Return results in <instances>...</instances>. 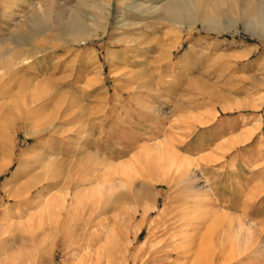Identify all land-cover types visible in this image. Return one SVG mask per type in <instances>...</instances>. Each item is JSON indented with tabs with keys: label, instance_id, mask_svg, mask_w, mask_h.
<instances>
[{
	"label": "rangeland",
	"instance_id": "1",
	"mask_svg": "<svg viewBox=\"0 0 264 264\" xmlns=\"http://www.w3.org/2000/svg\"><path fill=\"white\" fill-rule=\"evenodd\" d=\"M102 1L109 15L93 0H0V221L21 235L16 264H264V241L243 234L249 223L264 238V0H166L175 22L137 9L152 0ZM96 15H106L99 36L80 42ZM156 143L179 158L153 177L139 162L122 172ZM26 150L43 162L21 181L54 184L33 189L44 204L18 218L7 192ZM131 187L153 194L151 209ZM94 205L104 209L88 217Z\"/></svg>",
	"mask_w": 264,
	"mask_h": 264
},
{
	"label": "bare ground",
	"instance_id": "2",
	"mask_svg": "<svg viewBox=\"0 0 264 264\" xmlns=\"http://www.w3.org/2000/svg\"><path fill=\"white\" fill-rule=\"evenodd\" d=\"M94 1V4L97 6V7H101L103 10H104V13L106 14V15H109V13H110V6L105 2V1H102V0H93ZM153 1V3L151 4H145L146 2H144V3H141V4H139L138 6H137V9L141 12V13H150V14H154V13H158L159 11H161L162 9H163V11L165 12V14H166V19L168 20H174V22L176 21V18H177V13H178V9H179V7H178V5H176L175 3H173V2H166V0H165V2L166 3H164V4H160V0H152ZM162 1H164V0H162ZM264 2V1H263ZM162 3V2H161ZM127 8H130V7H132V2L131 1H129L127 4ZM38 6V5H37ZM259 11H261L262 12V14L260 15V16H263V20L262 21H260V23H258L257 24V27H256V29L258 30V32L259 33H261L260 35H262V34H264V4L262 5V6H260L259 7ZM106 15H104V17L106 16ZM159 15V14H158ZM260 16H259V18H260ZM12 17V19L13 20H16V18H15V16H11ZM34 17V16H33ZM103 17V18H104ZM102 18V19H103ZM108 18V17H107ZM123 18V17H122ZM160 18H162V16L160 17ZM18 19V18H17ZM102 19H100V17L98 16V15H96V16H92L91 17V20H92V22H93V26L91 27L94 31H92V32H94V33H90V34H87L88 36L87 37H82L81 39H80V42H85V41H87V40H89L91 37H94V36H99V29H100V26H101V24H102ZM163 19V18H162ZM122 21H123V25L124 26H126V25H130V22H126V18H123V19H121ZM120 20V21H121ZM107 21V20H106ZM171 21V22H172ZM82 23V22H81ZM80 23V21H78L77 19L76 20H73V21H71V30L73 31V33H75V35H78L79 33H81V32H84V30L86 29V27L83 25V24H81ZM104 25V24H103ZM102 27V26H101ZM103 31L106 29V26H104L103 28H101ZM69 31V30H68ZM254 31V30H253ZM74 35V34H73ZM85 36V35H84ZM72 37V36H71ZM76 39V38H75ZM71 40V39H70ZM114 43H116V42H114ZM110 54H112V53H110ZM118 55V54H117ZM121 59V58H120ZM264 65V64H263ZM262 67V66H261ZM263 68V67H262ZM261 69V68H260ZM3 76V75H2ZM200 124H202V122H200ZM5 125V127H7L8 125L7 124H4ZM3 125V126H4ZM43 127H45V126H43ZM2 130V129H1ZM40 130H42V128L41 129H36V130H33V131H26L25 133L27 134V135H33V134H35L36 132H38V131H40ZM5 131V130H4ZM157 144V143H156ZM164 144V143H163ZM7 144H6V141H5V137H4V133L3 132H1L0 133V173H1V171H2V169L4 168V162L6 161L5 160V156L4 155H6L7 154V152H8V150H7ZM27 148V147H26ZM143 148H146V150L144 151V152H137L136 154H134L133 156H132V159L129 161V162H127L126 164H124L123 166H122V172H128L129 173V175H131V172H132V169H133V166H134V164L135 163H137V162H139V163H141V164H143L144 166H145V168L147 169V172H149V174L152 176L154 173H156L157 171H158V168L159 167H161V166H163V164H167V163H171V161L173 162L175 159H178L179 157V155L178 154H172V152H171V150L169 151L166 147H164L163 145H162V148L161 149H159L160 148V143L159 144H157V145H155V147H154V149H149V147H143ZM156 148L157 149H159V150H156ZM30 149V148H29ZM141 151H143V150H141ZM98 153L99 152H95V153H93V154H90V155H87V157L85 158V162H94V163H96L97 161H98V159H99V155H98ZM184 160H186V159H184ZM182 161V160H181ZM180 161V162H181ZM36 162L37 163H41V166H42V162H43V155H41V154H39V153H33V154H31V153H29V150H26V152H23L22 153V155L18 158V167L15 169L16 171H15V173H14V175H12V177H15V180H17L19 183H18V189L17 190H14V191H11V190H9L8 192H7V196L9 197V198H11V199H16V200H18L19 201V203H18V205H17V207H19V210H17V212L15 213V215L18 217V218H22V217H24L25 216V214L28 216V212H29V210H31V209H33V208H37V206H39L40 205V203L42 204L43 202H39V200L38 201H35V202H33L32 200H31V197H32V194H33V189H37L36 190V193H37V195L39 196V195H41L42 193H44L45 191H47V190H49L50 189V187H52L53 186V184L51 183V182H49V183H47V184H45L44 186H43V184H42V186L41 187H39V184L43 181V178H45V177H43L42 175H32L29 179H27V180H24V181H21V179L23 178V177H25V176H28L29 174L31 175L32 174V172H33V170H34V168H35V164H36ZM176 163H177V161H175ZM165 164V165H166ZM178 164H180L181 165V163H178ZM183 164V163H182ZM184 164H186L187 166H184L185 168H189L188 167V165H189V161L188 162H185ZM192 164V163H191ZM40 165V164H39ZM142 165V166H143ZM38 167V166H37ZM144 168V169H145ZM114 168H112V170H113ZM117 169V168H116ZM145 169V170H146ZM161 170V169H160ZM49 172V171H48ZM110 172V171H109ZM112 172V171H111ZM111 172L109 173V174H105L104 176L105 177H108V176H110V174H111ZM115 172H116V170H115ZM140 172V171H139ZM146 172V173H147ZM112 173H114V172H112ZM133 173V172H132ZM137 173V172H136ZM145 173V174H146ZM103 174V173H102ZM149 175V176H150ZM98 176H100V175H98ZM144 176V175H143ZM150 176V177H151ZM155 176V175H154ZM129 177V176H128ZM135 177L137 178V176H136V174H135ZM153 177V176H152ZM162 177V176H161ZM160 177V178H161ZM47 178V177H46ZM49 178V177H48ZM155 178V177H154ZM148 179V178H147ZM150 179V178H149ZM157 179V178H156ZM169 179H171V178H169ZM132 180V179H131ZM136 180V179H135ZM135 180H134V182H135ZM154 180V179H153ZM167 180V179H166ZM165 179H157V180H155V181H160V182H164V181H166ZM16 181V182H17ZM143 181V180H142ZM145 181V180H144ZM154 181V182H155ZM113 182V181H112ZM112 182H110L109 183V186H108V188H107V190H105V191H103V194L104 195H107V200H111L110 199V197H111V194H109L108 192H111V190L113 189V187H114V185H113V183ZM132 183H133V181H131ZM137 182V181H136ZM147 182V181H146ZM145 182V183H146ZM153 182V183H154ZM142 183V182H141ZM131 184V183H130ZM129 184V185H130ZM151 184V183H150ZM135 185V184H134ZM140 187V186H139ZM128 188H130V187H128ZM132 188V187H131ZM141 188H142V186H141ZM97 189V188H96ZM95 189V190H96ZM100 190V189H99ZM129 190V189H128ZM142 190H144V189H142ZM94 191V190H93ZM130 191H131V189H130ZM80 194V193H79ZM37 195H35V196H37ZM81 195V194H80ZM79 195V196H80ZM78 196V195H77ZM131 196H132V198H133V200H134V198H138V199H140V197L141 196H144L145 198H146V201H144L145 203H142L143 205L145 204V207L148 209V207H149V205L147 204V203H149V202H147V200H152V198H153V194L152 193H150V191L148 192V190H147V192H142L141 191V189L140 188H136V187H133L132 188V192H131ZM87 198V197H86ZM66 199V198H65ZM117 199H119V197L117 196V197H115L114 199H112V204H114V203H116L117 201ZM143 199V198H142ZM128 200V199H127ZM141 200V199H140ZM137 201H139V200H137ZM126 202V201H125ZM103 203V202H102ZM105 203V202H104ZM107 203H109V202H107ZM124 203V202H123ZM44 204V203H43ZM106 204V203H105ZM104 204V205H105ZM122 204V203H121ZM120 204V205H121ZM138 204V203H137ZM141 204V203H140ZM92 205V204H91ZM103 205V206H104ZM117 205V204H116ZM42 206V205H41ZM107 206H109V205H107ZM119 206V205H118ZM102 207V206H101ZM101 207L100 206H96L95 207V205H94V208L92 207L91 208V206H90V210H89V213H88V217H90V216H92L93 214H96L97 212L99 213V209H101ZM106 207V206H105ZM113 207V206H112ZM150 207H152V206H150ZM149 207V208H150ZM89 208V207H88ZM118 208H122V206H120V207H118ZM142 208V207H141ZM102 209H104V208H102ZM101 209V210H102ZM106 209H107V207H106ZM124 209H125V207H124ZM138 209V208H137ZM143 209V208H142ZM151 209V208H150ZM120 211V210H119ZM149 211V210H148ZM96 212V213H95ZM125 212H126V210H125ZM129 212V211H128ZM127 213V212H126ZM125 213V214H126ZM134 213V212H133ZM145 213V212H144ZM13 214V213H12ZM129 215H131L130 213H129ZM133 215V214H132ZM131 215V216H132ZM30 216V215H29ZM131 216H129V217H131ZM221 216H223V215H220L219 217H221ZM31 217V216H30ZM29 217V218H30ZM119 217V216H118ZM134 217V216H133ZM213 217V216H212ZM224 217V216H223ZM223 217H222V220H223ZM92 218V217H91ZM90 218V219H91ZM132 218V217H131ZM131 218H129V221H130V219ZM218 218V217H217ZM226 218H228L229 219V216H227ZM89 219V220H90ZM211 219V218H210ZM219 219V218H218ZM216 220V219H215ZM131 221H132V219H131ZM224 222L226 221V220H223ZM231 221H232V218H231ZM79 222V221H78ZM77 222V223H78ZM215 222V221H214ZM219 222V225L218 226H220V221H218ZM229 222H230V219H229ZM232 223V222H231ZM238 223V222H237ZM242 223V222H241ZM214 224V223H213ZM239 224H240V222H239ZM245 223H243V225H244ZM249 224V223H248ZM248 224H246V226H245V228L243 229L244 230V233L243 234H245L246 235V237H247V243H248V241L250 242V241H256L257 240V242L258 241H260L259 243H261L262 241H264V238L262 237V230H263V226L261 227V228H258V229H256L254 226L252 227V224H251V226H250V224L248 225ZM0 225L2 226V229H1V232H0V264H16V262H18L19 261V258H20V256H19V254H18V252L19 251H16L15 250V247H14V241L16 240V238L19 236V239H20V236L21 235H19L18 233H16L15 232V230H14V227L13 226H15L14 224H12V223H10V222H8V218H2L1 219V221H0ZM85 225V224H84ZM87 225H89L88 223H87ZM226 225H227V223H226ZM229 225H231V224H229ZM242 224H240V226H238V228H239V231L241 230V228H243L244 226H243ZM92 226V225H91ZM216 226H217V223H216ZM215 225H214V227H216ZM237 226V225H236ZM81 227V226H80ZM86 227V226H85ZM88 227V226H87ZM174 227V226H173ZM214 227H212V229L214 228ZM228 227H230V226H228ZM231 227H233V226H231ZM235 227V226H234ZM237 228V227H236ZM254 228L256 229V230H254ZM234 229V228H233ZM63 230V229H62ZM86 230V229H85ZM228 230H230V229H228ZM238 230V229H237ZM232 231H234V230H232ZM60 232V231H59ZM88 232H89V230H88ZM241 233H242V231H240ZM67 233V232H66ZM84 233V232H83ZM59 234V233H58ZM102 234V233H101ZM115 234V233H114ZM113 233L110 235L109 234V237L111 236L112 238H114L115 237V235H114ZM108 235V234H107ZM88 237L90 236V234H88L87 235ZM85 237V236H84ZM93 237V236H92ZM210 238V237H209ZM88 239V241H89V238H87ZM115 239V238H114ZM114 239H113V241H114ZM18 240V239H17ZM206 240V239H205ZM60 241H61V243L63 244V245H66V244H70L71 246H72V248L73 249H77L78 247H76V246H78V245H76L75 246V244L72 242V241H69V243L66 241V240H64V238H62L61 237V239H60ZM15 243H17V242H15ZM246 243V244H247ZM257 244V243H256ZM69 245V246H70ZM204 245H207V248H206V253H208L207 252V250L210 252V250H209V248H211V247H209L208 245V242L207 241H205V244ZM230 246V245H229ZM264 246V245H263ZM205 247V246H204ZM203 248V247H202ZM205 252H203V251H200V254H204ZM239 254H241V252L239 253ZM203 258V257H202ZM206 258V257H205ZM208 258V257H207ZM231 258V257H230ZM204 262V261H203Z\"/></svg>",
	"mask_w": 264,
	"mask_h": 264
}]
</instances>
